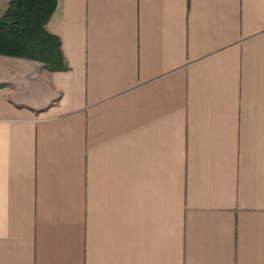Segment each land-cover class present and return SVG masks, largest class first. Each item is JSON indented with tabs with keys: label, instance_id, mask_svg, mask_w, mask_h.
I'll list each match as a JSON object with an SVG mask.
<instances>
[{
	"label": "crops",
	"instance_id": "crops-1",
	"mask_svg": "<svg viewBox=\"0 0 264 264\" xmlns=\"http://www.w3.org/2000/svg\"><path fill=\"white\" fill-rule=\"evenodd\" d=\"M47 29L66 69L0 54V264H264V0H58Z\"/></svg>",
	"mask_w": 264,
	"mask_h": 264
},
{
	"label": "trees",
	"instance_id": "trees-1",
	"mask_svg": "<svg viewBox=\"0 0 264 264\" xmlns=\"http://www.w3.org/2000/svg\"><path fill=\"white\" fill-rule=\"evenodd\" d=\"M58 0H10L0 17V54L43 62L51 70L66 69L60 38L47 29Z\"/></svg>",
	"mask_w": 264,
	"mask_h": 264
},
{
	"label": "rangeland",
	"instance_id": "rangeland-1",
	"mask_svg": "<svg viewBox=\"0 0 264 264\" xmlns=\"http://www.w3.org/2000/svg\"><path fill=\"white\" fill-rule=\"evenodd\" d=\"M6 1V7H8L9 6V1L8 0H5Z\"/></svg>",
	"mask_w": 264,
	"mask_h": 264
}]
</instances>
